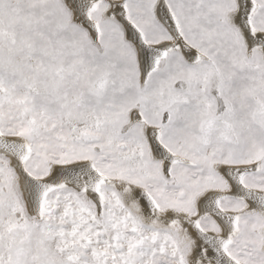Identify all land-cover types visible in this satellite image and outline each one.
Returning a JSON list of instances; mask_svg holds the SVG:
<instances>
[{
    "label": "snow or ice",
    "instance_id": "snow-or-ice-1",
    "mask_svg": "<svg viewBox=\"0 0 264 264\" xmlns=\"http://www.w3.org/2000/svg\"><path fill=\"white\" fill-rule=\"evenodd\" d=\"M0 264H264V0H0Z\"/></svg>",
    "mask_w": 264,
    "mask_h": 264
}]
</instances>
